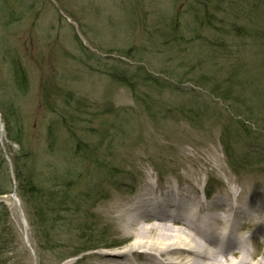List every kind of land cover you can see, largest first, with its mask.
I'll return each instance as SVG.
<instances>
[{
    "label": "rangeland",
    "instance_id": "374dc122",
    "mask_svg": "<svg viewBox=\"0 0 264 264\" xmlns=\"http://www.w3.org/2000/svg\"><path fill=\"white\" fill-rule=\"evenodd\" d=\"M201 1L0 0V108L17 118L7 131L0 117V176L11 187L26 154L44 192L72 199L66 212L47 208L43 235L38 205L17 196L23 218L15 207L13 217L1 197L0 264H97L113 250L103 244L123 239L102 206L126 205L146 183L189 180L201 200L211 185L215 198L242 191L264 216V0L251 17L249 0L245 11L209 0L210 19ZM80 224L93 229L87 240ZM86 247L97 249L62 260ZM251 247L264 251L259 239Z\"/></svg>",
    "mask_w": 264,
    "mask_h": 264
},
{
    "label": "bare ground",
    "instance_id": "6f19581e",
    "mask_svg": "<svg viewBox=\"0 0 264 264\" xmlns=\"http://www.w3.org/2000/svg\"><path fill=\"white\" fill-rule=\"evenodd\" d=\"M186 184L184 189L167 186L158 194L146 183L126 205L114 198L103 205L105 215L123 227V239L101 248L126 245L96 253V263L264 264V251L258 254V248L251 247L256 239L264 244V216L254 202L231 188L227 195L203 202L191 181ZM9 200L12 211L17 203L11 196ZM253 228L258 236L244 235Z\"/></svg>",
    "mask_w": 264,
    "mask_h": 264
},
{
    "label": "trees",
    "instance_id": "16d2710c",
    "mask_svg": "<svg viewBox=\"0 0 264 264\" xmlns=\"http://www.w3.org/2000/svg\"><path fill=\"white\" fill-rule=\"evenodd\" d=\"M208 1L209 0H206L204 3L203 1H201V3H202V9L204 10V16H207L210 19V17L207 15V7H206V3ZM216 3H217V9L222 10L224 6V0H216L215 4ZM238 4H239V8L245 11L242 8L244 5H241L243 4V0H238ZM248 7H249V10H247V12L249 11L250 17L260 16L259 10H262V7L260 5V0H249ZM230 17H234V13L232 10L225 16L227 20H223V21H227L229 23ZM223 21H221V23ZM17 76L19 78V82L24 83L23 82L24 80L23 71L17 72ZM230 93L231 92L229 90H224L223 93H219L218 88H216V91H215V95L222 97V98H226V99L230 98V95H231ZM261 109H262V112L264 113V96L262 98ZM0 113L3 118L4 126L5 128H7V131H9L10 126H11L10 122L14 119H17L16 114L13 112V110H10L8 111L7 114H4L1 112V108H0ZM251 118H253V114L248 116V119H251ZM241 125H243V123ZM250 129L252 128L250 127ZM263 130H264V126H261L259 131H263ZM226 136L227 135L223 137H226ZM8 140L10 141L12 140L16 145L22 147L19 138L8 137ZM226 141L227 142L223 143V146L225 148L226 156L228 158H231V153H230L231 147L229 146L228 138H226ZM27 160H28V156L26 154L22 155L21 165L19 164L18 159H14L16 193L19 199L22 201V203H24V205L29 206V207L30 206L35 207V205H38V207L36 208V212L38 215L37 224L40 226L41 229L43 228V232H44L43 235H47L48 233H51L50 231L52 229V224L54 223L53 220L50 218V215H54L56 213L55 211L51 209L48 210L47 208H49V206H51L52 208L58 207L59 205V207H61L64 210V212H66L69 210V208L67 207L69 203L72 201V199H70L69 196H65L64 194H61L60 196H55L54 194L44 192V189L41 188L36 182V175L33 176L26 171L25 162ZM0 163L2 164L5 163V160L4 158H2V156H0ZM56 185L52 187H56ZM11 193H12V190L10 189V183L8 185V183H6V179L3 180L2 177L0 176V196H3L4 194H11ZM76 229L80 230V235L78 237L79 239H83V238L85 239V236L93 232V229H91V226H88L87 224H80L79 227ZM87 243L88 241H86L85 246ZM92 249H95V248H92V247L83 248L80 250V252H75L68 257H63L62 260L79 257L80 254L90 252Z\"/></svg>",
    "mask_w": 264,
    "mask_h": 264
},
{
    "label": "water",
    "instance_id": "95a60500",
    "mask_svg": "<svg viewBox=\"0 0 264 264\" xmlns=\"http://www.w3.org/2000/svg\"><path fill=\"white\" fill-rule=\"evenodd\" d=\"M14 200H16L15 197H14ZM16 201H17V200H16ZM19 211H20V210H19ZM20 214L22 215L21 211H20Z\"/></svg>",
    "mask_w": 264,
    "mask_h": 264
}]
</instances>
